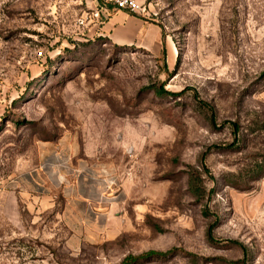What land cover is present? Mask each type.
Listing matches in <instances>:
<instances>
[{
    "label": "rangeland",
    "instance_id": "obj_1",
    "mask_svg": "<svg viewBox=\"0 0 264 264\" xmlns=\"http://www.w3.org/2000/svg\"><path fill=\"white\" fill-rule=\"evenodd\" d=\"M140 2L174 63L87 36L85 0H0V264H264V0ZM65 138L113 182L76 250L64 192L19 183Z\"/></svg>",
    "mask_w": 264,
    "mask_h": 264
},
{
    "label": "crops",
    "instance_id": "obj_2",
    "mask_svg": "<svg viewBox=\"0 0 264 264\" xmlns=\"http://www.w3.org/2000/svg\"><path fill=\"white\" fill-rule=\"evenodd\" d=\"M85 2L91 16L99 14L86 23L87 36H101L120 46H137L155 56L165 52L168 62H175L176 46L154 19L115 10L103 0ZM37 158L32 172L19 179L21 193L28 198L27 205L33 207L37 202L41 207L50 205L53 195L64 192L66 204L61 218L71 230L67 243L72 250L89 241L92 235L106 232L100 222L109 224L114 208V200L104 196L109 193V184L113 183L108 174L96 173L89 165L82 164L77 148L68 138L42 142ZM80 179L85 181V186L78 184Z\"/></svg>",
    "mask_w": 264,
    "mask_h": 264
},
{
    "label": "built area",
    "instance_id": "obj_3",
    "mask_svg": "<svg viewBox=\"0 0 264 264\" xmlns=\"http://www.w3.org/2000/svg\"><path fill=\"white\" fill-rule=\"evenodd\" d=\"M107 6L112 7L115 10H123L131 14H143L146 7L140 0H103ZM99 17V14L95 13L92 16L88 14L86 18L80 19V25H85L89 19Z\"/></svg>",
    "mask_w": 264,
    "mask_h": 264
},
{
    "label": "trees",
    "instance_id": "obj_4",
    "mask_svg": "<svg viewBox=\"0 0 264 264\" xmlns=\"http://www.w3.org/2000/svg\"><path fill=\"white\" fill-rule=\"evenodd\" d=\"M165 55V52H163ZM157 94H162L164 92L163 89H157L155 90ZM173 251H157V250H149L139 255H128L125 257V259L122 261L121 264H134L137 261L145 260L149 258H155V257H167L171 255Z\"/></svg>",
    "mask_w": 264,
    "mask_h": 264
}]
</instances>
